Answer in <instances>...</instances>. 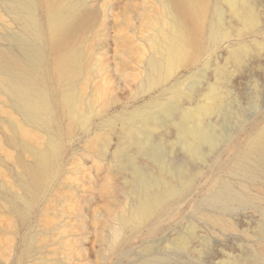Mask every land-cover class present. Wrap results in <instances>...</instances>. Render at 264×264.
Instances as JSON below:
<instances>
[{"label": "rangeland", "instance_id": "rangeland-1", "mask_svg": "<svg viewBox=\"0 0 264 264\" xmlns=\"http://www.w3.org/2000/svg\"><path fill=\"white\" fill-rule=\"evenodd\" d=\"M217 1L210 0L196 59L177 68L163 86L149 84L151 61H166L162 49H157L165 25L161 0H73L90 15L89 24L59 54L48 49L47 58L54 70L61 55L81 53L83 68L75 82L79 115L64 108L68 87L56 82L51 89L58 122L53 128L39 126L25 117L0 85V264H145L153 257H166L172 264H235L263 250L259 238L264 235V174L256 181L245 178L238 169L242 161L238 152L264 127V45H260L264 44V0H252L259 16L253 26L229 12V34L213 44L208 34ZM7 4L8 0H0V50L15 47L22 34L21 22ZM40 15L47 23L46 7ZM240 44L249 45L250 51L242 63H236L229 55ZM212 59L227 67L231 109L236 111L232 123L223 127L231 135L230 148L221 152L218 164L201 166L193 189L174 206L171 217H162L155 225L148 222L136 234L133 220L142 199L130 186L132 169L123 171L119 165L120 152L126 153L131 144L124 120L162 99L177 81H191L200 71L207 70L214 82L215 65L206 69ZM143 131L140 136L146 144L140 155L138 149L130 152H136L139 165H152L144 152L149 147L147 130ZM163 137L172 156L189 160L175 131ZM54 146L59 148L58 160L32 193L25 165L35 161L38 151ZM152 166L143 167L161 174L158 166ZM224 182L248 199L246 204L232 203L226 216L211 197ZM123 217L130 223L114 242ZM213 219H226L233 229L225 231ZM151 228L156 231L150 232ZM183 237L189 250L177 245Z\"/></svg>", "mask_w": 264, "mask_h": 264}, {"label": "bare ground", "instance_id": "bare-ground-1", "mask_svg": "<svg viewBox=\"0 0 264 264\" xmlns=\"http://www.w3.org/2000/svg\"><path fill=\"white\" fill-rule=\"evenodd\" d=\"M161 1L165 11V25L160 29L163 41L157 49H162L166 61H151L153 75L149 84L163 86L177 68L196 59L199 42L206 29L210 0ZM254 4L252 0L217 1L209 25L208 35L212 43L228 36L229 12L244 25L253 26L257 23L259 16ZM7 5L8 10L21 22L23 35L15 39V47L0 50V85L17 102L25 117L39 126L53 128L58 122V110L51 89V84L56 82L68 87L62 101L64 108L73 116L79 115L81 107L75 82L83 68L81 53L74 50L61 55L54 70H51L47 51L50 49L58 54L62 52L89 24L90 15L79 10L73 0H45L44 3L38 0H8ZM44 7L48 15L47 23L43 22L40 15ZM249 51V45L240 44L230 52L229 59L242 63ZM215 62L212 59L206 63V69L212 65L216 67L214 82L210 81L207 70L200 71L191 81H177L164 91L162 99L149 102L124 120L131 144L127 148L129 150L124 147L126 153L120 152L123 155H120L119 165L123 171L126 168L132 169L134 178L130 186L133 193L142 199L133 220L137 225L136 234L148 222L155 225L160 218L171 217L174 206L187 199L193 189L201 166L212 161L218 164L221 152L230 148L228 137L231 135L223 127L232 123L236 111L231 109L227 67ZM240 112H237L239 116ZM141 130H147L145 139L149 148L144 152H148V159L159 167V175L143 167L145 164L153 167V164L139 165L136 152H130L131 149H138L139 156L146 144L141 139ZM167 131H175L176 139L189 159L187 162L172 156L173 153L166 147L163 136ZM238 154L242 158L238 169L245 178L256 181L259 174H264V127L254 138L246 140L243 150ZM34 156L35 161L25 165L29 180L27 187L32 193L51 174L59 157V148L54 146L40 150ZM164 172L170 175L166 176ZM211 197L223 209L224 216L228 215L232 203H248L246 196L235 190L229 182H224ZM130 220L123 217L121 225L115 230L114 242L124 233ZM213 220L225 231L233 229V225L226 219ZM149 231L156 230L151 228ZM177 243L183 251L189 250L186 238L183 237ZM259 243L263 250L250 253L243 258L244 262L239 259L235 264H264V235L259 238ZM145 264L172 263L166 257H153L147 259Z\"/></svg>", "mask_w": 264, "mask_h": 264}]
</instances>
